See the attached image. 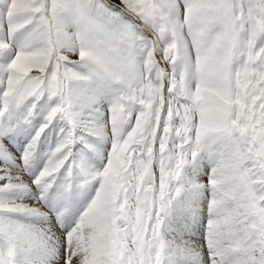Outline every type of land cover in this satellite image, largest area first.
<instances>
[{"label":"snow or ice","instance_id":"6c2138e0","mask_svg":"<svg viewBox=\"0 0 264 264\" xmlns=\"http://www.w3.org/2000/svg\"><path fill=\"white\" fill-rule=\"evenodd\" d=\"M0 264H264V0H0Z\"/></svg>","mask_w":264,"mask_h":264}]
</instances>
